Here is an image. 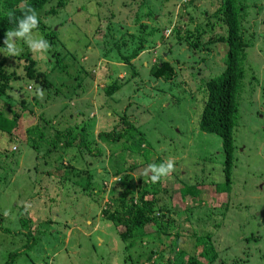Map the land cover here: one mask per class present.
<instances>
[{"label": "rangeland", "instance_id": "obj_1", "mask_svg": "<svg viewBox=\"0 0 264 264\" xmlns=\"http://www.w3.org/2000/svg\"><path fill=\"white\" fill-rule=\"evenodd\" d=\"M62 1L50 0L37 14L46 30H54L53 40L42 29L30 30L29 39H42L47 48L33 50L24 37L13 36L15 54L2 49L9 72L23 77L29 56L54 83L50 97L45 88L35 92L33 81H14L4 95L15 104L24 86L35 113L21 115L17 141L0 132L1 225L21 229L17 212L26 209L36 237L15 263L163 264L174 249L208 261L213 251L208 258L202 252L212 246L199 238L210 235L220 253L213 264H264V0H238L249 6L245 25L255 35L247 60L259 80L250 83L251 70L244 79L229 179L221 136L199 127L205 83L225 66L226 45L216 41L225 30L214 13L218 0ZM139 44L143 49L133 56ZM157 64L173 68L172 79L158 78ZM112 84L116 91L108 94ZM41 115L50 128L85 127L102 155L92 162L88 153L81 159L75 148L60 146L37 157L27 131L42 122ZM125 120L131 123L130 140L118 136L111 146L99 137L127 129ZM142 134L143 151L137 152L133 143ZM169 161L172 169L154 184L149 165ZM145 185L155 186L145 198L156 201L152 214L164 224L149 223L146 233L154 235L126 251L120 235L125 227L105 211L118 207L117 198L141 202ZM190 185L200 191L186 193ZM155 234L163 243L146 241ZM252 234L258 240L247 241ZM25 239L0 230V264Z\"/></svg>", "mask_w": 264, "mask_h": 264}, {"label": "trees", "instance_id": "obj_2", "mask_svg": "<svg viewBox=\"0 0 264 264\" xmlns=\"http://www.w3.org/2000/svg\"><path fill=\"white\" fill-rule=\"evenodd\" d=\"M49 1L50 0H0V101L6 103V105L2 104V107L0 108V132L8 134V140L10 142H13L14 140L17 141L18 137L21 138L20 135L17 136L21 115L23 116L26 111L35 114L33 109L27 104L28 99L26 95L30 92L27 91L24 86H21L19 89L24 96L19 94L18 102L15 103H18L16 110L11 107L15 104L10 105L5 101L4 95L9 91V89H13L12 83L14 81H20L29 84V82L33 81L35 85L38 86L35 92L43 91L42 89L45 88L47 91V97L51 96L49 90L54 83L49 79L47 71L42 72L37 70V62L29 56L27 59L30 64L26 67L27 72L23 77L8 71L7 57L2 53V49L7 50L5 43L6 34L16 30L17 20L23 18V16L28 13L29 9L34 11L37 15L44 9ZM217 4H219V7L214 13L215 16L222 21L221 23L225 26V30L224 34L217 37L216 41H222L226 45L225 66L223 71L218 76L213 77L205 83L208 95L205 98L199 127L204 132L217 133L221 136L223 153L226 157L225 174L226 178L229 179L232 166L231 159L234 151V131L237 127L239 118V97L241 96L246 74L249 70H251V68H253L247 60V47L253 43L251 41L255 34L251 28H248L245 25L247 9L249 6L243 4V2H239L238 0H218ZM58 5L63 6V1ZM56 12L57 7L52 9L51 13L55 14ZM35 29H42L44 33H46L45 36L50 40H53L55 36L54 30H46L47 27H45V23L39 16H37V26ZM197 44H199V42ZM204 45L205 44H203V47H206ZM141 49H143L142 44H139L138 47H134L132 55L135 56L141 51ZM58 69L66 70L67 66L59 64ZM153 72L158 76V78H162L164 80L172 79L175 74L174 69L170 66L166 67L165 64H162V66L157 64L153 68ZM251 73L252 77H249V80L251 84H254L253 82H257L259 78L256 76L254 70H251ZM251 88H253L252 85ZM23 89H25L26 92H23ZM115 89L116 86L112 84L111 87L108 88L107 93L113 94L116 91ZM58 93V91H55V94ZM34 98L35 101L39 103V96H35ZM44 106L45 102L40 104V107ZM41 119L42 122L40 124L30 126L27 131L29 135L27 136L28 142H30L33 148L37 151V157L50 156L52 152L60 148V146H64L65 148H75L81 159H84V154L88 153L93 156L92 162H94L95 158L102 155V148L99 145L93 146V144L96 143V140L89 141L88 133L85 127L77 125L75 128L68 127L64 130H59L57 128H50V121L45 119L43 115H41ZM124 123L127 129L120 131L114 128L111 132L100 133L99 137H102L111 146L115 144L113 142L119 141L118 136H126L127 139L130 140L132 138V136L129 135L131 132V123L128 120H125ZM142 141H145L143 134L133 143L134 149L137 152H140L142 149ZM120 164L123 166V163ZM120 169H122V167ZM120 169H116V174L121 172ZM80 171L83 170L80 169ZM153 183L155 184V182ZM87 186L88 184H85L83 188L87 189ZM226 186L228 187L229 184L226 183ZM198 187L199 186L196 185L187 186L186 193H196L195 191H200ZM153 189H155V186L151 188L150 186L145 185L140 196L141 202H138L139 200H137L134 196L130 198L129 202L125 197L117 198L116 203L118 207L113 211H105L106 218L117 223V226L125 227V230L122 231L120 235L121 239L126 243V251L143 242L144 237L148 238V236L152 237V235H154L146 233L147 231L145 227L149 223L155 221L161 226L164 224L160 221V219H158V217L152 214V211L154 210L153 206L156 201L145 198L146 195L152 192ZM219 190L223 191L220 188ZM140 203H143L142 207L140 206ZM224 208L227 209L228 205L224 206ZM2 213L3 212L0 210V230H3L5 233L9 232L16 234L17 237L26 238L25 243L21 245L22 249L9 252L8 258L4 263L16 264L15 260L16 257L19 256L18 254L22 251H30L36 240L34 235L35 230L32 229L33 222L28 216L27 210L20 208L17 212V219L21 223V229L13 228V226L4 227L1 225V219H3ZM171 225L173 226L174 224L171 223ZM209 237L210 235L199 238V241L203 240V242L209 243L210 246H212L210 250L206 248V251L202 252L204 253L203 256L208 258V254L210 253L209 251H213V256L211 259H208V261H203L192 254L179 251V249H171L173 253L172 258H169L163 264H213L217 262V259L220 257V253L215 249L213 242L210 241ZM257 237V235L252 234L247 238V241H256L258 240ZM146 241L163 243L160 236L157 234H155L151 240L146 239ZM162 254L163 253L161 252L160 257ZM154 262L155 264H158L156 261H153L152 264H154ZM219 264L226 263L221 260Z\"/></svg>", "mask_w": 264, "mask_h": 264}, {"label": "clouds", "instance_id": "obj_3", "mask_svg": "<svg viewBox=\"0 0 264 264\" xmlns=\"http://www.w3.org/2000/svg\"><path fill=\"white\" fill-rule=\"evenodd\" d=\"M37 26V15L34 11L31 9L28 10V13H26L23 18H20L17 20V28L14 32L7 33L6 34V47H7V53L8 54H15L17 51L14 47L13 43L11 42V38L13 36L15 37H24L25 42L29 44V47H31L33 50H40L45 49L48 47L47 42L44 40H31L29 39L30 36V30L36 28ZM173 165L172 162L169 161L165 164H161L159 166L156 165H149V169L152 170L154 175H152L151 179L153 182H156L160 176L166 174L172 169Z\"/></svg>", "mask_w": 264, "mask_h": 264}]
</instances>
